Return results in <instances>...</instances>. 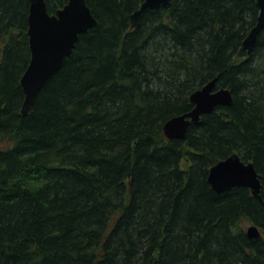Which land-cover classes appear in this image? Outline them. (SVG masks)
Segmentation results:
<instances>
[{
	"label": "trees",
	"instance_id": "1",
	"mask_svg": "<svg viewBox=\"0 0 264 264\" xmlns=\"http://www.w3.org/2000/svg\"><path fill=\"white\" fill-rule=\"evenodd\" d=\"M87 1L99 25L25 115L30 0H0V264H264V29L243 48L257 0H173L134 28L144 0ZM217 76L234 102L166 136ZM233 152L262 199L208 180Z\"/></svg>",
	"mask_w": 264,
	"mask_h": 264
},
{
	"label": "water",
	"instance_id": "2",
	"mask_svg": "<svg viewBox=\"0 0 264 264\" xmlns=\"http://www.w3.org/2000/svg\"><path fill=\"white\" fill-rule=\"evenodd\" d=\"M173 0H144L130 16L131 26H138L147 12H156L168 8ZM260 12L257 22L250 28L243 39V48L250 52L257 43V38L264 29V0H257ZM28 18V39L31 58L21 77L25 92L22 114H29L34 108L37 94L57 71L64 65L79 39V35L98 24L87 0H67L63 7L51 13L46 0H30ZM192 109L184 114L174 115L165 121L164 133L169 138L185 136L191 123L200 120L203 114L212 112L218 105L229 106L234 102L230 88L218 85V76L194 90L190 95ZM208 180L213 188L222 192L234 186H248L255 196L262 199V180L252 161H246L238 152L210 166ZM263 204H264V200ZM248 236L258 238L259 226L251 224L247 228Z\"/></svg>",
	"mask_w": 264,
	"mask_h": 264
},
{
	"label": "rangeland",
	"instance_id": "3",
	"mask_svg": "<svg viewBox=\"0 0 264 264\" xmlns=\"http://www.w3.org/2000/svg\"><path fill=\"white\" fill-rule=\"evenodd\" d=\"M248 224H249V223H248ZM248 224H246V225H247V226H246V229H247V228H248V226H249Z\"/></svg>",
	"mask_w": 264,
	"mask_h": 264
}]
</instances>
